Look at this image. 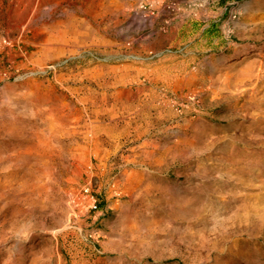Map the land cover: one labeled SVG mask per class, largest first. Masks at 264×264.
<instances>
[{
    "label": "rangeland",
    "instance_id": "rangeland-1",
    "mask_svg": "<svg viewBox=\"0 0 264 264\" xmlns=\"http://www.w3.org/2000/svg\"><path fill=\"white\" fill-rule=\"evenodd\" d=\"M0 264H264V0H0Z\"/></svg>",
    "mask_w": 264,
    "mask_h": 264
},
{
    "label": "built area",
    "instance_id": "built-area-1",
    "mask_svg": "<svg viewBox=\"0 0 264 264\" xmlns=\"http://www.w3.org/2000/svg\"><path fill=\"white\" fill-rule=\"evenodd\" d=\"M84 193H85V195H86V197H89V195H90V188L88 187V188H86L85 190H84ZM92 205L90 206V209H92V210H98V205H97V201L96 200H94V199H92Z\"/></svg>",
    "mask_w": 264,
    "mask_h": 264
},
{
    "label": "bare ground",
    "instance_id": "bare-ground-1",
    "mask_svg": "<svg viewBox=\"0 0 264 264\" xmlns=\"http://www.w3.org/2000/svg\"><path fill=\"white\" fill-rule=\"evenodd\" d=\"M86 1V0H85ZM97 1V0H96ZM40 2H43V1H40ZM90 2V1H89ZM94 2H95V0H94ZM40 4V3H39ZM104 4V3H103ZM95 5V4H94ZM90 6V5H89ZM100 6H101V4H100ZM99 6V7H100ZM42 7V6H41ZM104 7V6H103ZM119 7V6H118ZM95 8V7H94ZM97 8V7H96ZM38 9H41V8H38ZM106 9V8H105ZM124 9V8H123ZM95 10H97L98 11V9H95ZM112 10V9H111ZM113 11V10H112ZM120 11V10H119ZM108 12V11H107ZM116 12V11H115ZM93 13V12H92ZM98 14V13H97ZM46 15V14H45ZM106 15V14H105ZM97 16V15H96ZM100 16V15H99ZM99 16H97V17H99ZM102 16V15H101ZM119 16V15H118ZM41 18V17H40Z\"/></svg>",
    "mask_w": 264,
    "mask_h": 264
}]
</instances>
